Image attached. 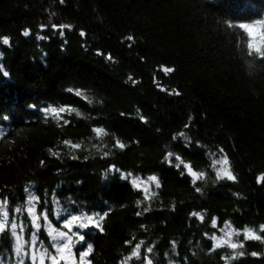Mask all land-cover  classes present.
<instances>
[{
    "label": "trees",
    "instance_id": "16d2710c",
    "mask_svg": "<svg viewBox=\"0 0 264 264\" xmlns=\"http://www.w3.org/2000/svg\"><path fill=\"white\" fill-rule=\"evenodd\" d=\"M0 69V197L23 203L29 188L53 228L86 235L89 264H124L137 244L127 264H264V0H0ZM169 151L204 180L193 185ZM222 155L234 181L210 166ZM150 176L159 188L132 184ZM213 219L262 239L214 248ZM40 223L38 244L56 254ZM16 259L5 234L0 261Z\"/></svg>",
    "mask_w": 264,
    "mask_h": 264
},
{
    "label": "snow or ice",
    "instance_id": "6c2138e0",
    "mask_svg": "<svg viewBox=\"0 0 264 264\" xmlns=\"http://www.w3.org/2000/svg\"><path fill=\"white\" fill-rule=\"evenodd\" d=\"M60 27L67 28L70 26L62 25ZM53 28H56V26L53 25ZM60 34L63 35V32H61ZM24 35L28 36L29 32L25 31ZM81 35L83 36L84 33H81ZM39 39H43V37H39ZM126 39L132 41L133 37L129 36ZM2 43L4 45H9V39L7 37L3 38ZM108 59L111 60V57L109 56ZM163 70L165 73L173 71V69L171 68H164ZM0 71H2V69H0ZM3 74L5 76L8 75L7 71H3ZM176 94L178 95L179 93ZM75 96L83 97L88 101V103H92V101L79 90L75 92ZM44 112L45 114H52L54 118H60V114L65 112L69 114L75 112L77 116L80 115V112L76 111L75 108L70 107H47L44 109ZM65 123H67V121H65ZM93 132H95L98 137H102L108 134L105 129L101 127L94 128ZM180 138H183L185 141L188 140V137L183 132H181L178 136L173 137L174 140H178ZM64 143L66 145L70 144L73 149L80 147L79 144H74L67 140H65ZM116 145L121 149L126 147V145L121 143L119 140L116 141ZM221 152H223L222 149ZM212 155L215 156V154ZM165 160L168 163L173 164V166L178 169L182 168L184 173L191 177L193 185H195L197 181L204 180L205 178V173L203 171L194 170L193 165L186 162L179 154L169 151L167 153V156L165 157ZM210 166L216 172L217 179H228L233 181L236 179L235 175L231 171L230 162L226 155H222L218 158L212 159ZM138 181L139 178H136L132 182L134 185L139 186ZM148 181L155 183V186L159 188L160 184L156 176L148 177ZM259 182H264V175L258 177V183ZM145 190L147 191V189ZM196 190L200 191V188H197ZM24 192L26 194L24 202H17L14 205H11L9 203V199L7 196L0 197V238H3V235L5 234H10L13 238V250L17 258L16 264H25V258L30 259L32 264H44L46 257L50 260L51 264H60L61 260L67 261L70 257L73 256V248H75L76 245L80 243L86 244V250L80 253V262L81 264H89L86 258L93 252V246L91 243L87 242L86 235L76 232H73L72 235H69L67 232L59 231L58 229L53 228L51 226V222L49 221L48 214H43L42 217L41 215L37 214V203L39 202L38 197L29 188H25ZM46 205L47 201H45V206ZM56 215L58 217L59 213H57ZM193 215L201 220H203L204 218L200 213H193ZM97 216L100 219H103V216H101L100 214H97ZM41 218H43V220L45 221V224L43 226L47 229V235L51 240L50 247L55 249L56 254L49 252L48 248L45 247L42 241L38 244L39 233L42 227L40 223ZM78 219L79 217L72 216L71 220L64 224V227L71 230V225ZM87 220L91 221V217H88ZM212 224L213 227L216 226L215 219L212 220ZM95 226L99 227L98 224ZM87 227V223L79 224V228L81 229H86ZM29 228H32L33 231L30 234V239L25 240L24 232ZM261 230L264 231V226H261ZM222 231L224 232V236L217 237L213 235L211 237V239L215 242L214 248L223 247L225 245L232 249L243 247L242 243L232 242V237H238L240 233L232 229L229 223H225V228L222 229ZM73 236L76 237L75 240H73ZM244 239L260 240L262 239V237L257 235L253 229L245 228ZM147 251L151 253L153 249L148 248ZM139 254L140 244H137L132 251L131 257L125 258L124 264H127V260L131 259L132 257L139 258ZM236 255H243V253H236L232 258L235 259ZM253 255H256V253H253ZM0 264H2V261H0ZM72 264H75L74 258L72 259ZM147 264H153L152 260L148 259Z\"/></svg>",
    "mask_w": 264,
    "mask_h": 264
},
{
    "label": "rangeland",
    "instance_id": "374dc122",
    "mask_svg": "<svg viewBox=\"0 0 264 264\" xmlns=\"http://www.w3.org/2000/svg\"><path fill=\"white\" fill-rule=\"evenodd\" d=\"M245 27L248 29V31H251V28H252V25L251 24H249V25H245ZM254 28H256V26L254 27ZM134 179H136V178H132L131 180L133 181ZM132 184H133V182H132ZM138 184H139V186L138 187H143V188H145L146 186H147V184H148V180L147 179H139V181H138ZM134 185V184H133ZM136 186V185H135ZM232 227V226H231ZM225 228V223H223V225H220V226H216V232H214L213 234H212V236L213 235H215V236H217V237H220V236H224V232L222 231V229H224ZM232 229H234L235 231H237V232H239L242 236H244V230H239V229H237V228H233L232 227ZM212 242H214L213 240H212ZM232 242H235V243H238L239 241H238V237L237 236H233L232 237ZM215 243V242H214ZM87 260V259H86ZM70 264H72V263H70ZM75 264H81V262H80V257L79 258H77V260L75 261Z\"/></svg>",
    "mask_w": 264,
    "mask_h": 264
},
{
    "label": "water",
    "instance_id": "95a60500",
    "mask_svg": "<svg viewBox=\"0 0 264 264\" xmlns=\"http://www.w3.org/2000/svg\"><path fill=\"white\" fill-rule=\"evenodd\" d=\"M186 174V173H185ZM190 177V176H189ZM191 178V177H190Z\"/></svg>",
    "mask_w": 264,
    "mask_h": 264
}]
</instances>
